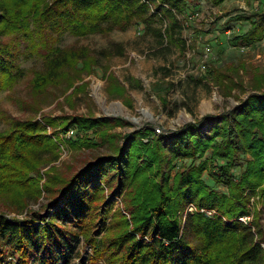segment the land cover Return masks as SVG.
I'll list each match as a JSON object with an SVG mask.
<instances>
[{
  "label": "trees",
  "instance_id": "16d2710c",
  "mask_svg": "<svg viewBox=\"0 0 264 264\" xmlns=\"http://www.w3.org/2000/svg\"><path fill=\"white\" fill-rule=\"evenodd\" d=\"M190 2L0 0V90L24 75L17 59L25 40L43 60L34 71L37 94L56 84L72 87L100 58L124 54L115 41L95 55L84 46H58L67 32L106 36L137 25L161 45L185 48L178 14ZM257 16L252 29L232 38L235 45L263 35L264 11ZM215 71V80L226 78ZM253 87L238 109L162 134L150 126L110 134L124 121L93 115L7 117L10 128L0 131V264H264V86ZM162 102L170 116L180 107ZM203 121L212 124L208 130H201ZM72 129L74 138L61 136ZM64 143L109 152L61 174L51 167L41 183V169L59 158ZM206 171L227 191L212 188ZM44 196V211L30 208Z\"/></svg>",
  "mask_w": 264,
  "mask_h": 264
},
{
  "label": "rangeland",
  "instance_id": "374dc122",
  "mask_svg": "<svg viewBox=\"0 0 264 264\" xmlns=\"http://www.w3.org/2000/svg\"><path fill=\"white\" fill-rule=\"evenodd\" d=\"M189 1L190 9L178 14L184 26L181 37L185 48L161 45L157 37L145 34L143 27L137 25L124 31L114 30L106 36L77 37L67 32L57 42L58 46H84L93 55L110 47L113 41L121 42L125 48L121 56L100 58L94 71L80 74L72 87L56 84L40 94L33 92L34 71L41 68L43 60L39 54H34L30 40H25L17 59L24 75L13 86L0 90V131L10 128L8 118L41 119L45 115L69 114L122 119V125L108 128L110 134L124 135L147 126L162 134L208 114L238 109L241 101L254 93L256 83L264 86V31L250 45H235L232 38L257 24V14L264 11V4L260 0H224L217 4L212 0ZM193 3L197 7L192 8ZM206 69L214 71L207 78L204 77ZM215 70L226 78L215 80ZM163 97L169 101L168 109L173 108L175 102L180 105L173 116L164 108ZM211 125L203 121L201 130H208ZM157 128L162 132L158 133ZM48 130L52 129L48 127ZM75 134L72 129L61 136L68 140ZM143 141L147 143L149 137ZM66 143L61 144L59 158L41 169L42 174L51 167L61 174L81 166L93 155L109 152L106 146L73 150ZM209 156L210 153L206 155ZM43 175L41 183L46 179ZM204 178L212 188L227 191L209 171ZM48 201L44 196L30 208L44 211ZM119 205H122L120 200ZM25 215L27 211L17 217ZM14 216L15 213L9 215ZM248 217L245 223L251 221L252 216ZM84 245L83 242L81 248L86 254L90 248Z\"/></svg>",
  "mask_w": 264,
  "mask_h": 264
},
{
  "label": "built area",
  "instance_id": "2783aa9c",
  "mask_svg": "<svg viewBox=\"0 0 264 264\" xmlns=\"http://www.w3.org/2000/svg\"><path fill=\"white\" fill-rule=\"evenodd\" d=\"M203 67L205 68V65H204ZM156 131H157L158 133H161V132H162V129H161V128H157ZM206 213H207L208 215H213V214L215 213V211H206ZM248 218H249L248 216H244V217H241L240 219H241L242 221L246 222V221L248 220Z\"/></svg>",
  "mask_w": 264,
  "mask_h": 264
}]
</instances>
